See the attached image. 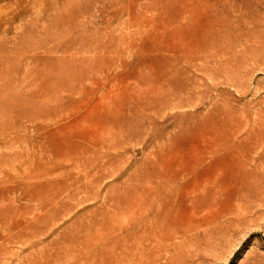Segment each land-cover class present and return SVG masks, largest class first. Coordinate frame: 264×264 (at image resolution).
Wrapping results in <instances>:
<instances>
[{
  "label": "rangeland",
  "instance_id": "rangeland-1",
  "mask_svg": "<svg viewBox=\"0 0 264 264\" xmlns=\"http://www.w3.org/2000/svg\"><path fill=\"white\" fill-rule=\"evenodd\" d=\"M0 264H264V0H0Z\"/></svg>",
  "mask_w": 264,
  "mask_h": 264
}]
</instances>
